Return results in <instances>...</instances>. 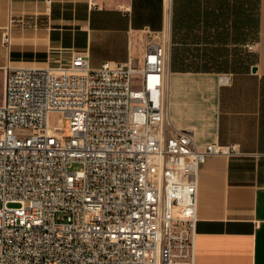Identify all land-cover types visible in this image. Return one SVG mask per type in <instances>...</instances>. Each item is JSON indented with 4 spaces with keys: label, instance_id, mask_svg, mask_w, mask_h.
<instances>
[{
    "label": "built area",
    "instance_id": "1",
    "mask_svg": "<svg viewBox=\"0 0 264 264\" xmlns=\"http://www.w3.org/2000/svg\"><path fill=\"white\" fill-rule=\"evenodd\" d=\"M143 41L136 62L89 68L73 52L57 66L7 68L0 264H195L198 169L238 145L197 147L173 127L169 38L145 29Z\"/></svg>",
    "mask_w": 264,
    "mask_h": 264
},
{
    "label": "crops",
    "instance_id": "2",
    "mask_svg": "<svg viewBox=\"0 0 264 264\" xmlns=\"http://www.w3.org/2000/svg\"><path fill=\"white\" fill-rule=\"evenodd\" d=\"M145 29L169 38L173 127L238 145L198 169L195 264H264V0H0V101L8 67L136 62Z\"/></svg>",
    "mask_w": 264,
    "mask_h": 264
},
{
    "label": "rangeland",
    "instance_id": "3",
    "mask_svg": "<svg viewBox=\"0 0 264 264\" xmlns=\"http://www.w3.org/2000/svg\"><path fill=\"white\" fill-rule=\"evenodd\" d=\"M49 119H50V123L52 125H55V124L60 125L61 129H62V135L64 137H68L69 133H68L67 120L61 119L57 113L50 114ZM74 168H76L75 165L73 166V169Z\"/></svg>",
    "mask_w": 264,
    "mask_h": 264
},
{
    "label": "water",
    "instance_id": "4",
    "mask_svg": "<svg viewBox=\"0 0 264 264\" xmlns=\"http://www.w3.org/2000/svg\"><path fill=\"white\" fill-rule=\"evenodd\" d=\"M255 69H256L255 66H252V67L250 68V71H251V72H254Z\"/></svg>",
    "mask_w": 264,
    "mask_h": 264
},
{
    "label": "trees",
    "instance_id": "5",
    "mask_svg": "<svg viewBox=\"0 0 264 264\" xmlns=\"http://www.w3.org/2000/svg\"><path fill=\"white\" fill-rule=\"evenodd\" d=\"M256 13H258V8H257V11H256Z\"/></svg>",
    "mask_w": 264,
    "mask_h": 264
}]
</instances>
